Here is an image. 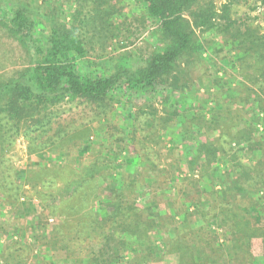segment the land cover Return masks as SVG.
<instances>
[{
  "label": "trees",
  "instance_id": "16d2710c",
  "mask_svg": "<svg viewBox=\"0 0 264 264\" xmlns=\"http://www.w3.org/2000/svg\"><path fill=\"white\" fill-rule=\"evenodd\" d=\"M68 1L78 4L72 15L73 22L68 24L62 23L54 11L49 15V23L45 24L12 0L1 1L0 27L23 48L29 60V65L23 72L8 81H0L2 156L14 146L19 137L30 139L32 147L42 152L50 143L62 150L60 143L69 140V135L65 131L62 133L63 126H59L54 135H49V132L58 117L57 107L76 101L97 105L104 109V114L109 110V104L113 105L120 99L130 102L131 108L136 109L131 134L122 130V126L119 127L121 130L116 128V131L123 137L119 141L136 145V136L141 132L142 114L152 119L146 124L149 128L154 131L158 129L159 119L154 105L157 102H153L157 98H160L158 102L166 106V116L162 119L164 126L178 134L177 145H183L186 152L173 158L164 170H156L157 164L143 151L128 159L130 165L125 170L122 165L116 172L117 166L111 167L101 159L82 167L63 181L57 194L63 198L81 192L78 193L77 201L70 205L69 214H73L88 209L87 198L90 194L91 199L97 201L99 194L103 193L104 183H117L109 192L110 202L107 207L104 206L109 211L92 218L91 232L82 235L84 237L86 234L91 241L103 238L106 244L98 245L97 251L83 255L69 238L58 233L49 241L43 239L42 247L53 250L55 255H64L69 264H119L123 253L128 249L127 240L131 239L138 245L146 262L148 258H155L158 252L151 234L166 226L169 227L167 235L173 228L178 239L174 243L167 241V247L170 246V249L173 246V251L184 252L181 264L185 260L187 264H219L215 256L209 253L216 241L206 225L198 227L196 234H184V226L199 220L208 224L216 215L218 225L232 242L233 249L228 254L229 258L254 263L256 258L252 247L255 240L261 241L264 258V226H255L251 219V208L263 207L257 194L264 192V137L253 138L247 133V129L243 132L242 139L246 140L248 137L247 149L253 160L246 163L239 160L236 167L225 172L226 178L221 181L223 188L216 190V182L220 176L218 165L220 161H232L233 155L228 144L210 143V139L206 137V131H210V128L203 113L189 119L188 112L194 108V102L191 103L184 97L188 84L182 78L183 69L180 70L182 61L189 63L197 56L202 59L205 47L200 40L195 39L194 29L218 28L228 39L226 47L229 57L230 53L236 52L229 59V70L220 71L226 78L218 75L212 82L217 91L215 96L219 97L214 99L219 117L227 118L229 106L226 102L234 104L239 98V91L228 82L231 71L238 68L245 73V79L255 86L246 89L249 91V101L253 99L259 104L264 103L261 96L264 95V70H258L264 59L261 54L264 41L255 36L247 19L232 17V8L245 0H228L221 12L213 4L199 5L201 0H135L143 6L145 19L155 27L154 34L159 38L158 47L152 54L133 60L132 64L117 63L108 72L95 69L94 63L89 61L86 38L89 39L88 35H91L92 41L104 40L102 35L112 28L114 15L121 8L116 6V0ZM85 7L88 8L86 12ZM130 99L135 104L139 100L146 102L137 108L138 105L134 107ZM143 109L151 111L145 112ZM233 117L237 123L241 119L240 114ZM229 134L227 132L225 136L229 137ZM109 135L111 138L108 140H112L113 133ZM45 136H48L47 141L35 144L36 139L42 140ZM181 139L197 146L191 149ZM105 141L106 138L103 142ZM140 144L138 146H141V150L146 149ZM112 149H109L110 153L113 152ZM183 161L187 162V171L182 168ZM140 162L143 165L148 163L152 168L143 167L140 170ZM197 170L205 173L200 175L199 182L191 178ZM150 174L163 196L162 200L152 198L153 204L148 207L145 215L137 208L134 198L137 196L139 182L150 177ZM0 176L6 181L0 184V194L9 199L10 205H14L21 195V185L16 177L10 178L12 175L8 168ZM198 184L203 185V188L199 186V191ZM240 184L247 187L249 197L234 196V186ZM171 185H174V192L170 190ZM192 189L197 192L194 193ZM230 194H234L232 199L228 196ZM205 195L207 198L209 196L210 201L214 200L215 204L206 203L207 199L203 198ZM50 196L54 197V194ZM197 199L199 209L188 214L185 204L198 205ZM159 216L163 218L162 222L158 221ZM178 216L181 220L175 221ZM109 227L116 228L107 234L102 232ZM1 253L0 258L4 260V264H40L42 261L37 258L36 263L27 262L30 255L25 256L23 248L14 246H8ZM85 257L88 258L87 263L84 262Z\"/></svg>",
  "mask_w": 264,
  "mask_h": 264
},
{
  "label": "rangeland",
  "instance_id": "374dc122",
  "mask_svg": "<svg viewBox=\"0 0 264 264\" xmlns=\"http://www.w3.org/2000/svg\"><path fill=\"white\" fill-rule=\"evenodd\" d=\"M1 1L0 4L3 3ZM12 1L29 10L36 20L44 21L45 24L49 23V15L53 11L62 23L73 22L72 15L75 14L78 6V4L70 3L68 0ZM227 2L228 0H201L199 5L213 4L215 9L221 12L222 6ZM115 4L121 8V11L114 15L112 28L108 29L105 35H102L105 39H93L92 41L90 40L91 35H88L89 39L86 38L89 61L94 63L95 69L106 72L112 71L117 63L132 64L133 60L136 61L143 56L152 54L159 44V38L154 34L155 27L145 19L142 5L135 0H116ZM87 10L88 8L85 7L84 12ZM232 17L247 19L255 36L264 41V0L242 1L232 8ZM194 31L195 39L202 42L205 50L202 59L197 56L189 63L182 61L180 65V70L183 69L182 78L188 84L184 97L189 102H194V108L188 112L189 119L194 116L199 117V113H203L210 128V131H206L208 133L206 137L210 139V143L212 145H218L221 142L228 144L229 147H227L233 155L232 161H220L218 165L220 176H218L215 188L220 191L223 188L221 181L226 178L225 172L236 167L239 160L245 163L253 160L247 149L248 137H246V140L242 137L246 129L247 133H250L253 138H256L255 136L264 137V103L259 104L254 102L253 99L249 101V91L246 89L255 86L245 79V73H242L241 69L238 68L231 71L228 82H231L233 88L239 91V98L236 99L237 101L234 104L226 102L229 106L226 111L229 114L227 118L219 117L216 100H214L215 98L219 99V97L215 96L217 91L212 82L218 75L226 78L220 71L222 69L229 70V59L233 58L236 52L230 53L231 56L229 57L226 47L228 39L220 29L195 28ZM90 42L93 43L90 44ZM261 52L264 55V49ZM129 57L133 58L130 59ZM255 60L257 61V59ZM28 62L27 54L23 48L14 42L0 27V81H8L16 77L28 67ZM252 64L254 65V63ZM260 68L264 70V59L260 62L258 70ZM256 75L258 76V74ZM261 96L264 102V95L261 94ZM130 100L134 103V107L138 105L137 108L146 102H140L139 100L138 104H135V101ZM159 100L160 98H157L153 101L157 102L154 105L157 110L156 116L159 119L158 129L154 131L153 128H149L146 124L152 119L142 114L140 120L141 132L136 136V145H128L127 142L122 143L119 141L123 137L116 131V128L122 126L120 127L122 130H127V134H131L132 119L136 113V109L131 108L130 102L120 99L113 105L109 104L110 108L106 114H104V109H100L97 105L78 101L66 102L58 106L56 109V116L58 117L55 118L49 135H54L57 133L56 129L63 126L62 133L65 131L69 135V140L60 143L62 150L50 143L49 147H46L45 151L42 152L33 148L32 141L24 137L17 138L14 146L3 156L0 149V162H3V164L0 163V170H2L0 174L3 173L5 168H8L12 175L10 178L16 177L22 188L21 195L14 205H10L9 199L0 194V255L3 249L14 246L15 248H23L25 256L30 255L27 259V262L30 263H36L38 258V260H42L40 264H55V261L56 264H69L64 255H55L53 250L42 247L43 239L49 241L53 236L59 234H62V237L69 238L71 243L73 242L72 244L83 255L97 251L98 245L105 246L106 240L103 238L91 241L89 236L85 234L83 237L82 235L91 232L90 229L93 226L90 222L92 218L97 215H104L109 211V208H106V205L110 202L109 192L115 188L117 183L115 184V181L104 183L103 193L99 194V199L93 201L90 194L87 198L88 209L73 214H69L70 205L77 201L78 193L81 192L78 191L74 196L70 194L62 198L57 194V191L69 176L82 167L93 164L97 159L104 160L111 167L117 166L115 168L117 172L122 165H124L123 169L125 170L130 165L127 162L128 159L143 151L148 153L151 160L157 164L156 170H164L173 158H177L186 152L183 145H177L179 142L178 134L173 132L171 128L164 126L162 119L166 116V106L158 102ZM143 110L145 112L151 111V109ZM239 114L241 119L237 123L233 116ZM120 128L118 130H121ZM195 131H198V129ZM227 132H230L229 137L225 136ZM112 133V140H108L109 134ZM47 138L48 136H45L42 140L36 139L35 144L40 145L47 141ZM104 138H106L105 142H103ZM181 140L184 141V144L187 143L191 149L197 146L193 142L188 143L185 142V139ZM140 143L146 149L141 150V146H138L141 145ZM111 148H113V152L110 153L109 149ZM181 165L183 170L187 171V162L183 161ZM139 167L140 170L143 167L152 168L148 163L143 165L142 162L139 163ZM200 173L197 170L191 178L199 182L200 175L205 174ZM149 176L141 183L139 182L137 196L134 198L137 208L145 215L148 207L153 204L152 198L162 200L163 196V193L157 189L156 180L152 178L151 174ZM2 177L0 176V184L6 183ZM203 180L205 181V179ZM199 186L200 184H198V191ZM234 188L236 195H228L231 199L233 195L238 197L250 196L246 186L240 184L239 186L235 185ZM170 190L174 192V185H171ZM192 190L194 193L197 192L194 189ZM51 194H54V197H51ZM203 198L207 199L206 203L215 204L214 200L210 201L209 196L207 198L205 195ZM257 198L263 207H252L251 219L255 226L262 227L264 226V192H259ZM197 203L198 205L191 206L185 204L186 212L190 214L199 209L198 199ZM214 216L208 224L203 220H199L192 225L184 226V234H196L195 230L198 227L206 225L209 233L215 237L212 236L216 241L209 253L215 256L219 264H264L260 240H255L252 247V252L256 258L254 263L249 260L229 258L228 254L233 249L232 242L228 240L229 237L227 238L226 233L218 225L219 220L216 215ZM157 219L163 221L160 216ZM179 220H181V217L178 216L175 221ZM115 228H105L102 232L107 234ZM168 228L165 226L162 230L155 231L150 236L158 249L155 258H148L145 262L144 256L139 252L138 245L128 238V249L123 253L119 264H181L184 252L173 251V246L170 249V246L167 247V241L174 243L178 240L173 228L167 235ZM43 260L46 263H43ZM87 261L88 258L85 257L84 262L87 263ZM0 264H4L2 258H0ZM182 264H187L186 260Z\"/></svg>",
  "mask_w": 264,
  "mask_h": 264
}]
</instances>
